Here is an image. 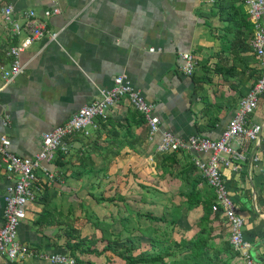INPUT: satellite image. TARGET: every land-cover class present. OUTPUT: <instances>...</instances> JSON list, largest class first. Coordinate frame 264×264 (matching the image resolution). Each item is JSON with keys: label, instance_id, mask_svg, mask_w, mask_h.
Returning a JSON list of instances; mask_svg holds the SVG:
<instances>
[{"label": "crops", "instance_id": "0c3cea01", "mask_svg": "<svg viewBox=\"0 0 264 264\" xmlns=\"http://www.w3.org/2000/svg\"><path fill=\"white\" fill-rule=\"evenodd\" d=\"M8 5L16 21L24 23L35 11L58 36L35 39L20 55L24 72L5 86L2 68L12 65L11 48L30 37L26 30L13 34L2 13ZM54 8L60 13L47 18L45 12ZM251 23L244 0H0V138L10 140L16 156L34 157L46 133L100 100L119 76L142 93L160 119L153 137L146 125L132 128L138 151L126 147L116 154L120 140L101 123L89 137L68 138V152H57L36 171V199L26 206L18 229L19 242L36 255L15 262L0 256V264H52L42 256H69L68 244L80 241L90 252H77L76 264H121L107 245L121 252L134 243L140 246L134 255L150 250L151 238L137 230L149 222H138L137 212H163L173 205L181 211L175 240L194 238L203 206L189 210L185 195L194 188L215 194L194 164L196 156L207 160L210 154L180 151L179 165L163 166L168 154L157 149L165 133L221 138L260 77ZM186 53L196 60L190 76L181 70ZM130 111L136 110L123 98L102 121L122 122ZM250 120L263 127L259 142L251 145L246 161L222 166L221 174L245 221L252 257L264 264V95ZM15 183L0 155V225L5 196ZM127 212L136 231L129 238L123 232ZM212 217L215 227L227 225L222 213Z\"/></svg>", "mask_w": 264, "mask_h": 264}, {"label": "built area", "instance_id": "2783aa9c", "mask_svg": "<svg viewBox=\"0 0 264 264\" xmlns=\"http://www.w3.org/2000/svg\"><path fill=\"white\" fill-rule=\"evenodd\" d=\"M249 9V15L254 25V38L252 46L260 66V77L250 92L241 99L236 115L229 121L227 128L219 140H210L200 136H191L181 139L172 133H165L158 152L161 154L177 153L180 151L193 152L196 155L210 154L209 159L203 160L199 156L194 159L195 167L201 172L203 178L214 189L216 203L214 213H222L227 221L230 231V243L244 264H256L252 257V244L245 235V221L239 215L237 206L230 196L229 190L221 174V167H233L236 162L247 160V153L252 144L259 142L263 127L253 124L251 116L259 108L260 98L264 95V0H244ZM216 3L217 0H209ZM2 13L7 23L11 24L15 36H21L26 30L30 37L19 46L10 50L13 57L9 69L2 68V77L5 86L11 84L20 76L25 67L20 62V55L35 39L49 36L57 40V33H50L45 21L39 19L35 11L26 15L24 23L14 19V7L8 5ZM60 9L54 8L45 12L47 18L59 14ZM181 70L186 75H193L196 60L192 54L182 55ZM126 98L134 109L142 114L149 126L150 136L153 137L160 129V119L155 114V108L133 87L125 77L119 76L114 86L108 91H102V98L83 107L68 122L46 133L39 153L32 158H19L10 150V140L6 136L0 138V155L8 173L16 177V183L8 190L5 196L4 222L0 225V256L10 262L18 259L35 256V251L27 248L18 240V229L26 217V206L36 199L34 184L37 181L36 171L42 164L54 160L57 152H68L66 140L78 134L85 137L91 135V130L99 128V120L107 118L109 110L121 99ZM234 144L238 148L233 147ZM257 160V158L255 159ZM52 264H76V260L67 255L42 256Z\"/></svg>", "mask_w": 264, "mask_h": 264}, {"label": "trees", "instance_id": "16d2710c", "mask_svg": "<svg viewBox=\"0 0 264 264\" xmlns=\"http://www.w3.org/2000/svg\"><path fill=\"white\" fill-rule=\"evenodd\" d=\"M99 123H101V127L104 128L109 126L111 134H116V136H118L121 147L117 150L116 154H120L121 150H124L126 147L138 151L137 147L131 142V139L134 138L132 136L133 127H142L146 125L148 130H150L145 117L137 111H130L122 122L108 121L107 119L106 121L100 120ZM178 154L179 153H169L167 156H164L163 166L167 164L179 165ZM89 157H91V155H89ZM91 158H89V166L93 167L95 164ZM90 171V174H92V169H90ZM147 191L151 192L150 189ZM157 192L159 191L154 188L153 193ZM204 193L203 195L199 193L198 189L194 188L190 194L185 195V204L189 210L199 205L203 206V216H201L197 223L198 232L191 240H175L177 235L176 228L181 216V211L179 210L180 207L173 205L171 208H165L163 212H137L139 216L138 222L143 221V219L149 222L148 227H140L139 224L137 230L141 236H148L151 238L150 250L142 251L138 255H134L135 250L140 247L134 243L132 246L133 249L126 248L121 252L114 249L111 243H109L107 247L115 251L123 260L124 264H237L236 261L241 259L230 243L228 224L218 228L213 224L215 220V218L212 217L213 206L216 203L215 194H209V191ZM102 198L103 197H99L97 200H105L107 202L113 201L112 198ZM124 199V197H121V200ZM128 212L127 215L123 213L122 219L126 222L123 227V232L128 233L129 238V235L135 234L136 231L135 228L131 229L129 226L130 217ZM163 224L164 227H161ZM82 243L83 241L68 244L69 256L73 257L76 262L79 261L77 252H90L89 249H84V243Z\"/></svg>", "mask_w": 264, "mask_h": 264}, {"label": "rangeland", "instance_id": "374dc122", "mask_svg": "<svg viewBox=\"0 0 264 264\" xmlns=\"http://www.w3.org/2000/svg\"><path fill=\"white\" fill-rule=\"evenodd\" d=\"M89 137V136H88ZM256 262V264H259V262H257V261H255ZM120 263L121 264H124V262L123 261H120ZM261 264V263H260Z\"/></svg>", "mask_w": 264, "mask_h": 264}]
</instances>
